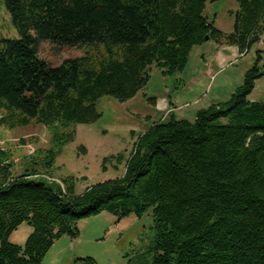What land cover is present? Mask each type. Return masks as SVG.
Listing matches in <instances>:
<instances>
[{
  "label": "trees",
  "instance_id": "1",
  "mask_svg": "<svg viewBox=\"0 0 264 264\" xmlns=\"http://www.w3.org/2000/svg\"><path fill=\"white\" fill-rule=\"evenodd\" d=\"M217 1L4 0L19 38H0V127L36 123L52 135L46 158L18 173L0 148V264H40L55 240L78 235L85 217H141L150 208L151 264H264V100L249 98L264 76L260 49L228 99L199 108L193 120L170 113L137 136L127 158L104 157L103 171L112 159L116 167L125 161L122 176L76 194L72 182L62 187L38 168L54 164L76 125L100 118L102 96L132 99L153 68L164 77L182 71L192 48L208 40L242 54L259 43L264 0H235L230 32L205 14ZM41 41L91 46L102 57L52 66L38 54ZM24 222L33 228L24 245L9 242Z\"/></svg>",
  "mask_w": 264,
  "mask_h": 264
},
{
  "label": "rangeland",
  "instance_id": "2",
  "mask_svg": "<svg viewBox=\"0 0 264 264\" xmlns=\"http://www.w3.org/2000/svg\"><path fill=\"white\" fill-rule=\"evenodd\" d=\"M237 10L238 4L235 0H219L207 3L205 14L210 20H214L216 27L230 31L233 29ZM0 38H19L4 0H0ZM214 44L216 43L213 40H208L201 44L203 48L195 46L185 68L173 75L164 77L158 69L153 68L149 82L132 99L121 102L112 96H102L96 103L100 118L91 124L76 125L75 140L60 150L54 164L47 171L38 165L39 173L59 182L62 187L72 182L76 194L97 182L122 176L125 161L116 167L112 159L105 164L104 171L102 161L104 157L120 153L127 158L137 136L153 122L162 119L164 114H158L147 97H163L173 104H179L175 99L181 97L183 102L193 101L189 105L196 100H202L200 105L204 106L210 96L226 98L231 90L242 83L243 73L253 64L256 50H262L264 55V35L259 43L245 53L244 58L232 60L231 64L221 65V61L213 57L216 49ZM203 50L206 55L201 60L199 52ZM38 54L52 66L59 65L65 59L87 54L97 60L102 57L91 46L60 48L46 41L39 42ZM191 83L194 88L189 92L185 89ZM182 84L184 89H181ZM249 98L255 101L264 100V76L255 82ZM191 108L193 110L197 105L193 104ZM170 113L168 109L164 115L165 121L170 119ZM183 118L190 120L192 115L187 112ZM51 135L50 128L36 123L13 129L0 127V148L6 153L5 160L13 164V173L20 172L26 163L42 162L50 147ZM77 227L78 235L74 239L62 236L55 240L40 264H70L76 257H92L96 264L152 262L154 229L151 208L141 217L130 214L120 219L103 211L80 219ZM32 231V226L24 222L10 234L9 242L24 245Z\"/></svg>",
  "mask_w": 264,
  "mask_h": 264
},
{
  "label": "crops",
  "instance_id": "3",
  "mask_svg": "<svg viewBox=\"0 0 264 264\" xmlns=\"http://www.w3.org/2000/svg\"><path fill=\"white\" fill-rule=\"evenodd\" d=\"M225 31V30H223ZM232 31V30H230ZM230 31H225V32H230ZM216 45V49H215V53L213 54V57H215L216 59H218V61H221V65H224V63H227V64H231L233 61L232 60H236L238 58H244L245 54H242L240 53L239 54V50L236 46H233V45H219V44H214ZM200 48H203L202 45H199ZM194 48V47H193ZM192 48V49H193ZM206 55V53L202 51L199 52V58L201 60H204V56ZM204 66L202 67V69H204ZM223 67V66H222ZM247 69V68H246ZM205 71V70H204ZM245 72V71H244ZM197 74V73H196ZM219 74V73H218ZM244 74V73H243ZM190 75V74H189ZM217 75V74H216ZM213 76V75H212ZM193 77V76H192ZM191 77V78H192ZM215 80V79H214ZM185 82V81H184ZM186 83V82H185ZM185 85V84H184ZM193 86H192V83H191V86L188 88V89H185V90H188L189 92L193 90ZM181 89H184V86L183 84L181 85ZM234 89L231 90V92L226 96V98H222L219 97L218 95H215V96H210L209 99L205 102L204 106H201L200 103L202 102V100H196L193 104L197 105V108L193 109L191 108V105L193 104H190L191 102L193 101H186V102H183L181 100V97H179L178 99H175L177 101V103L179 104H173V103H170V102H167V99L165 98H158L155 100L154 103H150L151 105H153L157 111H158V114L161 112L162 114L165 115V113L168 112V109L169 111L176 117V118H179V119H185L183 118V116L189 112L191 113L192 115V119L190 120H193L194 117H195V113L196 111L199 109V108H203V107H207L213 103H216V102H219V101H224L226 99H228L231 94L233 93ZM182 101V102H181ZM191 108V110L189 109ZM163 115L162 119L163 120L165 118V116ZM189 120V119H187ZM52 264V263H51Z\"/></svg>",
  "mask_w": 264,
  "mask_h": 264
},
{
  "label": "water",
  "instance_id": "4",
  "mask_svg": "<svg viewBox=\"0 0 264 264\" xmlns=\"http://www.w3.org/2000/svg\"><path fill=\"white\" fill-rule=\"evenodd\" d=\"M206 39H208V36L206 37Z\"/></svg>",
  "mask_w": 264,
  "mask_h": 264
},
{
  "label": "built area",
  "instance_id": "5",
  "mask_svg": "<svg viewBox=\"0 0 264 264\" xmlns=\"http://www.w3.org/2000/svg\"><path fill=\"white\" fill-rule=\"evenodd\" d=\"M0 116H1V114H0Z\"/></svg>",
  "mask_w": 264,
  "mask_h": 264
}]
</instances>
